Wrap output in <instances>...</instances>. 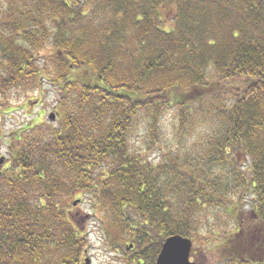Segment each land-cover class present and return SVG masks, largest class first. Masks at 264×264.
<instances>
[{"label":"trees","instance_id":"16d2710c","mask_svg":"<svg viewBox=\"0 0 264 264\" xmlns=\"http://www.w3.org/2000/svg\"><path fill=\"white\" fill-rule=\"evenodd\" d=\"M45 81L56 119L0 172V264H84L79 196L147 264L172 235L264 264V0H0V114Z\"/></svg>","mask_w":264,"mask_h":264},{"label":"rangeland","instance_id":"374dc122","mask_svg":"<svg viewBox=\"0 0 264 264\" xmlns=\"http://www.w3.org/2000/svg\"><path fill=\"white\" fill-rule=\"evenodd\" d=\"M46 82L38 90L22 94L20 99L12 102L13 105L8 111L0 114V172L8 163L10 150L17 145V132L27 124L50 122L48 114L57 111L55 108L57 93ZM135 136L136 147L143 146V129H139ZM145 155L152 158L159 156L156 152L147 151ZM76 199H80V202L72 207L71 217L75 227L84 233L87 240L84 242L86 246L82 259L84 264L86 259L89 260V264H120L112 250L116 246L107 245L103 237V218L99 208L92 210L90 198L86 196H79ZM248 210L249 206L243 209V216ZM192 244V248H195L198 242L192 241ZM190 259L193 260L191 255Z\"/></svg>","mask_w":264,"mask_h":264},{"label":"water","instance_id":"95a60500","mask_svg":"<svg viewBox=\"0 0 264 264\" xmlns=\"http://www.w3.org/2000/svg\"><path fill=\"white\" fill-rule=\"evenodd\" d=\"M48 117L54 119V114L50 113ZM77 202L78 200L74 201L73 205ZM191 247V239L181 235L169 236L162 244L155 264H195L189 259ZM85 264H89L88 259Z\"/></svg>","mask_w":264,"mask_h":264},{"label":"flooded vegetation","instance_id":"af4514ba","mask_svg":"<svg viewBox=\"0 0 264 264\" xmlns=\"http://www.w3.org/2000/svg\"><path fill=\"white\" fill-rule=\"evenodd\" d=\"M118 247H114L112 248L114 254H116L117 258L119 259L120 264H128L127 261L129 260V256L131 255L132 259H138L140 263H144L147 264V261L144 259V257L142 258V256H138L134 253V248H133V243H123L122 247L119 246ZM157 257V256H156ZM156 257L151 261V264H155L156 263Z\"/></svg>","mask_w":264,"mask_h":264}]
</instances>
